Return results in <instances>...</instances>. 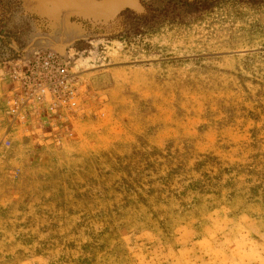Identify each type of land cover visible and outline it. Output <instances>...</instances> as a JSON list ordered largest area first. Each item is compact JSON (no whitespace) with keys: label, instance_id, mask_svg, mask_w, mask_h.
Returning <instances> with one entry per match:
<instances>
[{"label":"rangeland","instance_id":"obj_1","mask_svg":"<svg viewBox=\"0 0 264 264\" xmlns=\"http://www.w3.org/2000/svg\"><path fill=\"white\" fill-rule=\"evenodd\" d=\"M2 1L0 264H264V6Z\"/></svg>","mask_w":264,"mask_h":264},{"label":"trees","instance_id":"obj_2","mask_svg":"<svg viewBox=\"0 0 264 264\" xmlns=\"http://www.w3.org/2000/svg\"><path fill=\"white\" fill-rule=\"evenodd\" d=\"M227 2L246 4L252 7L264 6V0H148L144 4V12L141 15H134L129 10H125L120 13V16H125L127 26L137 33L141 30L152 29L165 20L209 12Z\"/></svg>","mask_w":264,"mask_h":264},{"label":"built area","instance_id":"obj_3","mask_svg":"<svg viewBox=\"0 0 264 264\" xmlns=\"http://www.w3.org/2000/svg\"><path fill=\"white\" fill-rule=\"evenodd\" d=\"M23 68L21 72L26 75L24 76L26 84L34 82L35 79H44L52 82L46 87L37 89V97L42 101L45 99L46 93L52 95L56 93V85L67 87L69 81L67 64L60 62L58 56L54 53L39 54L33 60L24 64ZM53 81L55 84H53ZM49 87L52 89L50 90ZM28 95L33 96L31 93ZM6 143L8 144V142Z\"/></svg>","mask_w":264,"mask_h":264}]
</instances>
